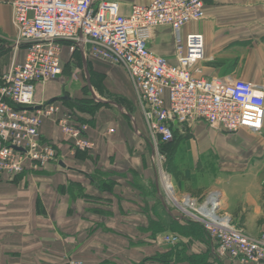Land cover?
I'll use <instances>...</instances> for the list:
<instances>
[{
	"label": "built area",
	"instance_id": "2783aa9c",
	"mask_svg": "<svg viewBox=\"0 0 264 264\" xmlns=\"http://www.w3.org/2000/svg\"><path fill=\"white\" fill-rule=\"evenodd\" d=\"M11 6L16 35L13 61L0 72V176L33 172L57 159L56 146L41 136L45 120L56 122L73 149L94 147L87 134L89 125L75 113L57 101L35 100L37 84L62 74L65 43L85 57L126 70L146 126L145 137L158 161L165 154L160 145L172 141L175 124L201 120L229 133L242 128L259 132L263 126L262 86L231 77L202 76L204 36L184 33L183 28L205 18L204 0H152L132 4L127 14L121 13L115 0H11ZM159 26L171 29L174 62L149 46ZM21 47L25 57L17 62ZM219 195L218 190H210L200 200L189 195L177 200L173 193L171 199L179 205L182 217L203 226L215 256L234 264H260L264 230L251 237L235 228L228 215L218 212ZM157 240L176 244L179 237L163 233ZM64 264L84 263L69 259Z\"/></svg>",
	"mask_w": 264,
	"mask_h": 264
},
{
	"label": "crops",
	"instance_id": "0c3cea01",
	"mask_svg": "<svg viewBox=\"0 0 264 264\" xmlns=\"http://www.w3.org/2000/svg\"><path fill=\"white\" fill-rule=\"evenodd\" d=\"M115 1L119 2L121 13L127 14L132 4H148L152 0ZM204 10L206 14L204 19L191 21L183 28L184 33L199 32L204 36L205 58L200 63L202 76L241 79L260 85L264 90V0H204ZM12 16L11 0H0V72L8 70L13 61L12 42L16 30ZM149 46L155 53L165 56L170 62L175 61L173 36L168 26H159L153 30ZM24 57L25 49L21 47L14 60L22 62ZM79 59L81 64L78 62ZM85 59L92 60L91 65L85 62ZM61 61L63 70L64 67L71 71L77 68L81 71V75L90 74V69L95 73H103L105 75L103 82L122 102L113 101L109 106L97 108L92 115L81 116L89 120L87 134L94 142V147L90 150H80L79 153L83 154L78 156H75L74 149L70 148V143L63 137L56 122L45 120L40 127L41 136L52 142L60 151V155L56 160L47 163L43 169H46L51 177H57L58 173L66 174L70 171L85 175L99 168L129 182H133V177H136L142 188H148L151 180L148 162L145 163L148 160L146 126L126 70L111 64L107 66L105 61L99 59L85 57L82 52L66 43L62 45ZM63 73L68 76L67 73L62 72L58 78L36 85L35 100L37 102L57 101L61 104L63 100L69 99L63 94L69 91L65 88L67 82L65 77H62ZM75 80L78 86L72 89L74 91L82 84L81 78ZM109 128H113V132H108ZM175 134L179 138L175 150H179L181 154L190 155L194 159L190 161L192 164L217 166V174L208 177L207 190L201 194L185 191L181 181L171 177L177 200H181L184 195L200 200L206 192L218 190L220 192L218 212L228 215L235 228L243 230L251 237L258 236V232L249 230L255 228L264 230V121L259 132L242 128L237 132L229 133L214 129L206 122L197 120L175 124L173 138ZM163 151L166 152L165 149ZM144 154L146 156L143 158ZM25 177L31 185L18 190L23 193H32L34 197L35 189L32 187L35 183L34 176L28 173L23 174V178ZM2 182L0 181V186ZM159 185L162 189H157L155 192L139 191L140 200L132 201L135 204L131 202L129 204L125 200L120 208L114 204L110 212L115 214L122 212L124 215L114 216L112 226L114 227L119 219L123 220L118 221L119 224L129 222L131 214L136 211L132 209L133 207L138 209L145 228L147 216L153 212L163 223L170 219L179 222L178 215L181 214L179 205L171 199L164 184ZM115 192L122 199H127L125 190H115ZM0 193H2L1 190ZM45 203L47 204V201ZM48 206L49 212L52 213L51 203ZM60 206L62 204L54 212L63 213L65 209ZM177 212H179L178 215L175 214ZM73 217L76 225L81 222L80 217ZM41 218L52 222L55 216L48 214ZM62 221L64 224L58 225L61 228L67 227L64 225H68L69 222L63 219ZM94 223L96 226L99 223L101 228L108 225L98 220ZM56 235L63 242L68 243L78 242L80 239L74 233L60 232V235ZM185 239L187 251L203 254L207 264H234L230 259L208 253L209 244L204 237L191 236ZM71 253L72 249H68L61 257L64 258ZM24 258V255L17 257L20 261ZM38 259V256H34L33 260ZM171 264H189V262L172 260ZM260 264H264V261Z\"/></svg>",
	"mask_w": 264,
	"mask_h": 264
},
{
	"label": "rangeland",
	"instance_id": "374dc122",
	"mask_svg": "<svg viewBox=\"0 0 264 264\" xmlns=\"http://www.w3.org/2000/svg\"><path fill=\"white\" fill-rule=\"evenodd\" d=\"M80 61L81 59L78 61L81 64ZM84 61L91 65L92 60ZM106 65L110 66L107 62ZM63 72L68 75L63 73L62 77H65L67 82L65 88L69 90L63 94L70 99L61 102L65 109L82 113L83 115L80 116H84V114L92 115L97 108L109 106L113 101L122 102L103 82L105 80L103 73H95L90 69V74L81 75L79 69L74 68L71 71L66 67ZM76 78H81L82 84L74 91L72 89L78 86ZM84 118L86 117H83V120L89 123L88 118ZM178 142L179 138L175 134L169 144L163 147L160 145V148H164L166 152L158 161L154 159L153 147L147 141L148 160L145 163L148 162L151 180L148 188H142L136 177H133V182H129L99 168L85 175L70 171L66 174L58 173L57 177H51L46 169H39L23 172L24 175L29 173L34 176L35 183L32 187L35 189V196L33 197L32 193L18 190L31 185L26 177L23 178V174L0 176V181H3L0 186L3 193H0V264H64L69 259L81 260L84 264H171V260H184L183 257L194 254L187 251L186 241L180 244L181 255L178 257L175 256L176 250H179L176 244L159 243L157 240V236L163 233L178 234L172 228L180 227L183 230L181 232L190 231L192 226L189 225V219L183 218L179 212L175 213L179 214V222L170 219L166 223L157 218L156 213H150L145 228L138 209L133 207L132 209L136 211L131 214L129 222L119 224L118 221H123L119 219L116 225L112 226L114 216L124 215L122 212L116 214L110 212L114 204H117L118 208L121 207L123 200L135 204L133 202L140 200L139 191L155 192L157 189H162L159 184L163 183V177L169 183L171 177L180 180L183 189L187 192L201 194L207 190L208 177L217 174V166L192 164L190 161L194 159L190 155L175 150ZM70 148L73 149L72 146ZM73 151L75 156L83 154L79 153L81 151L78 149ZM57 152L60 155L58 149ZM145 156L144 154L143 158ZM171 186L174 193L175 189L172 184ZM5 190L7 192H3ZM115 190H125L127 199H122ZM46 201L48 205L51 203L52 213L49 212ZM15 203L19 204L15 205ZM61 204L60 207L65 209L63 213L54 212ZM48 214L55 216L52 222L41 218ZM73 216L80 217L81 222L76 225ZM62 219L69 222L68 225H64L67 227L61 228L58 225L64 224ZM95 220L109 226L101 228L99 223L96 226ZM131 225L135 226L131 227ZM199 229L201 234H198L204 235L203 229L201 227ZM262 230L255 228L249 231L260 233ZM60 232L77 234L80 239L73 243L63 242L56 235H60ZM178 235L181 236V233ZM205 239L211 241L208 236H205ZM68 249H72V253L64 258L61 257ZM21 255L25 258L20 261L17 257ZM34 256H38L39 259L33 260ZM161 258L171 262L166 260L163 263L160 261Z\"/></svg>",
	"mask_w": 264,
	"mask_h": 264
},
{
	"label": "trees",
	"instance_id": "16d2710c",
	"mask_svg": "<svg viewBox=\"0 0 264 264\" xmlns=\"http://www.w3.org/2000/svg\"><path fill=\"white\" fill-rule=\"evenodd\" d=\"M72 111V110H71ZM73 113H75L76 114V116H77V118H78V120H80V121H82V122H85L86 123V121L85 120H83V117H81L80 116V114H78L77 112H75V111H72ZM170 142H168V143H165V144H161L162 145V147L164 146V145H166V144H169ZM162 150L164 149V148H161ZM57 157H58V152H57ZM26 172V171H25ZM190 223H189V225H191L192 227H191V229H189L190 231H184V232H181V231H183L180 227H176V228H172V229H174L175 230V232H177L178 234L179 233H181V236L180 235H178V234H176L178 237H179V242L178 243H176V245L178 246V247H180V244L181 243H185V241H186V243H187V240L185 239V238H188V237H191V236H194V237H201L202 238V236L205 238V236H208V234L206 233V231L204 230V228H203V226L199 223V222H196V221H193V220H188ZM196 227V228H195ZM199 227H201V229H203V232H204V235H199V234H201V230L199 229ZM199 233V234H198ZM203 234V233H202ZM182 237V238H181ZM208 238H210L209 236H208ZM207 243L209 244V251H208V253H210L211 255H213V256H215V254L213 253V250H212V247L214 246V244L210 241H208L207 240ZM212 243V245H210ZM181 246H184V245H181ZM177 247V248H178ZM174 253V252H173ZM178 255V257L181 255V251H180V249L178 250H176V254H175V256H177ZM174 257V256H173ZM170 259V258H169ZM183 259L185 260V261H188V262H190L191 264H207V262L205 261V258H204V255L203 254H189V256H185V257H183ZM167 260V259H166ZM164 258H163V260H162V258L160 259V261L161 262H163V261H166ZM179 260V259H178ZM181 260V259H180ZM196 262H195V261ZM167 261H170V260H167ZM172 261V260H171ZM170 261V262H171ZM195 262V263H194ZM198 262V263H197ZM164 263V262H163Z\"/></svg>",
	"mask_w": 264,
	"mask_h": 264
},
{
	"label": "bare ground",
	"instance_id": "6f19581e",
	"mask_svg": "<svg viewBox=\"0 0 264 264\" xmlns=\"http://www.w3.org/2000/svg\"><path fill=\"white\" fill-rule=\"evenodd\" d=\"M163 184H164V187L166 188L169 196H173V191H172V188H171V185H169V181L163 177Z\"/></svg>",
	"mask_w": 264,
	"mask_h": 264
}]
</instances>
